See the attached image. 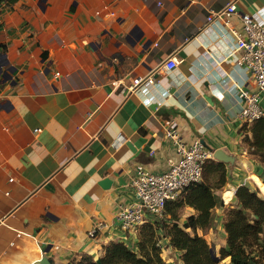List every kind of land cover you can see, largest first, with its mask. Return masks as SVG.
<instances>
[{"label": "crops", "instance_id": "obj_1", "mask_svg": "<svg viewBox=\"0 0 264 264\" xmlns=\"http://www.w3.org/2000/svg\"><path fill=\"white\" fill-rule=\"evenodd\" d=\"M233 1L235 15L209 22ZM243 14L264 22V0H20L0 14V264L97 261L121 241L137 249L117 216L138 201V165L162 173L177 162L169 121L185 144L238 157V93L253 87L233 53ZM169 58L178 66L165 72ZM150 75L155 87L128 91ZM241 162L217 191L214 229L246 182Z\"/></svg>", "mask_w": 264, "mask_h": 264}, {"label": "trees", "instance_id": "obj_2", "mask_svg": "<svg viewBox=\"0 0 264 264\" xmlns=\"http://www.w3.org/2000/svg\"><path fill=\"white\" fill-rule=\"evenodd\" d=\"M20 0H0V14L11 9ZM6 46L0 44V53ZM250 130H247L250 127ZM243 126V139L252 148V154L264 158V118L251 125ZM228 183V167L225 163L209 160L203 172L202 181L188 187L180 200L168 202L164 214L174 222L179 221V210L190 207L196 215L190 216L184 229L174 224L170 229L173 246L182 252L185 264H218L212 248L197 232L213 228V210L220 203L217 191ZM256 183L264 193V185ZM237 204L226 214L225 232L227 246L221 250V260L231 259V264H261L264 261V198L250 187L240 186L235 193ZM164 217V215H163ZM185 229H191L192 236ZM157 220L143 225L138 232L137 249L124 241L113 242L104 247V256L99 260L85 257L80 264H168L162 257L159 245ZM255 255L259 257L257 260Z\"/></svg>", "mask_w": 264, "mask_h": 264}, {"label": "built area", "instance_id": "obj_3", "mask_svg": "<svg viewBox=\"0 0 264 264\" xmlns=\"http://www.w3.org/2000/svg\"><path fill=\"white\" fill-rule=\"evenodd\" d=\"M236 13V1H233L210 16L209 22L231 17ZM236 35L238 40L233 52L238 55L236 64L244 67L253 81L252 88H241L238 93L242 104L239 117L244 125L250 126L264 118V22L249 14H243L241 30ZM162 66L165 72H171L176 69L178 62L176 58H169ZM114 85L119 87L117 82ZM155 85L156 81L150 75L146 79L134 80L128 91L147 92ZM123 90L122 88L120 91ZM165 137L176 147L178 160L162 173H153L143 165L137 166L131 178V187L138 201L123 208L117 216L127 235L138 233L143 225L152 223V219L163 217L168 202L176 200L188 187L201 182L206 163L214 159V152L207 149L201 140L196 139L189 145L185 144L176 121L167 122ZM105 226L103 223L96 224L89 236L95 238Z\"/></svg>", "mask_w": 264, "mask_h": 264}, {"label": "rangeland", "instance_id": "obj_4", "mask_svg": "<svg viewBox=\"0 0 264 264\" xmlns=\"http://www.w3.org/2000/svg\"><path fill=\"white\" fill-rule=\"evenodd\" d=\"M250 128H251V126L248 127L247 130H250ZM252 152L253 151H252V148L250 147V145L248 143H246L243 139V148H242V150H240L241 154L240 153L237 154L238 157L235 158V161L237 158L242 160V162L240 163V168H243L242 172H243V175L246 179V182L244 183V185L250 187L254 191H257L259 193V195L262 198H264V193L262 192V190L260 189V187L256 183V179H255V177H257V179L264 185V169H263V172H259L256 169L257 166L264 168V158L253 155ZM243 155L246 158H243L242 157ZM213 160H215V159H213ZM227 164H226L227 167L232 166V163H227ZM222 190H224V188ZM181 196L178 197L176 200H180L183 197V196L182 197ZM193 210L189 207H185V206L182 207L179 210L180 219L177 222L172 221L170 219V217H168L165 214H164V217H159L157 219V225H158V228L160 229L158 232L159 245L162 248V257L165 260V262H167L168 264H185L182 260V252L177 250L173 246V244L171 243L169 229L174 224H178V226L180 228L184 229V224L187 222L188 218L190 216L196 215V211L194 213ZM225 220H226V218H225ZM221 223H222V221L217 222L216 223L217 228H215V229L213 228L212 229L213 231H211V229L206 230L205 232H202L201 230H199L197 232V234L200 237L205 238L206 241L208 242V244L214 250V254L220 260L218 262V264H231L230 258H225L224 260H221V250L227 246V238L225 241H223V237L221 236L222 231L225 230V227L222 228L220 226ZM185 231L188 232L189 234H191L192 236L195 235L194 231H192L191 229H185ZM255 257L257 260L259 259V257L257 255H255ZM261 264H262V262H261Z\"/></svg>", "mask_w": 264, "mask_h": 264}, {"label": "water", "instance_id": "obj_5", "mask_svg": "<svg viewBox=\"0 0 264 264\" xmlns=\"http://www.w3.org/2000/svg\"><path fill=\"white\" fill-rule=\"evenodd\" d=\"M214 159L216 161L223 162L225 164H227V163H232L233 164L235 162V157L234 156L228 155L222 150H217L216 152H214ZM212 253H213V256H214L215 260L219 261V258L214 254V250L213 249H212ZM37 264H50V262L47 259H42Z\"/></svg>", "mask_w": 264, "mask_h": 264}]
</instances>
